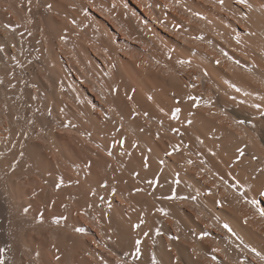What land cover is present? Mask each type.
<instances>
[{
  "label": "bare ground",
  "instance_id": "obj_1",
  "mask_svg": "<svg viewBox=\"0 0 264 264\" xmlns=\"http://www.w3.org/2000/svg\"><path fill=\"white\" fill-rule=\"evenodd\" d=\"M248 3L0 0V264H264Z\"/></svg>",
  "mask_w": 264,
  "mask_h": 264
},
{
  "label": "snow or ice",
  "instance_id": "obj_2",
  "mask_svg": "<svg viewBox=\"0 0 264 264\" xmlns=\"http://www.w3.org/2000/svg\"><path fill=\"white\" fill-rule=\"evenodd\" d=\"M30 2V0H29ZM218 2L223 5V0H218ZM238 3L240 4H244L246 5L249 9H251L252 5L250 3H248V0H237ZM51 7V6H49ZM198 15V14H197ZM203 18V17H202ZM73 23H75V21H73ZM202 38V37H201ZM236 42L237 44L240 43V38L239 36L236 37ZM226 54V53H225ZM246 54V53H245ZM169 58H171V52H169ZM178 64H181V65H184V64H190L191 62L188 61V60H178L177 61ZM217 63H219V60H217ZM236 63H239V61H236ZM199 79V77H193V80H197ZM189 87H192V88H195L196 85L193 83V84H190ZM239 91V90H238ZM129 99H131V97L129 96L128 97ZM187 99L189 101H192V107L194 108H199L200 107V103H201V100H200V97H196V96H192V95H188L187 96ZM179 103V101H178ZM203 103L206 105V106H211L212 104V101L209 99V100H204ZM256 107H260L259 105H256ZM181 112V109L179 107H177L173 113V117L175 118L177 116L178 113ZM145 116H147V113H144ZM189 123H191V121H189ZM235 123L237 124H243L245 123L244 120H237L235 121ZM175 131V130H174ZM135 146V145H134ZM173 150L174 151H179V146L177 145H173ZM236 152H237V155H236V160L239 161L243 156H244V149L242 148H237L236 149ZM110 154V153H109ZM168 155H171V153H168ZM187 163L189 164H192L193 161L191 160H188ZM201 163H204L203 161H201ZM145 167H147V164H145ZM201 171H203V169H201ZM64 183L63 179H61L59 181V183L56 184V187L59 188L62 184ZM77 183H79V181H77ZM232 187H235V185H232ZM137 191H140V189H137ZM189 197H183V199H188ZM192 200H195L196 199V196H192L190 197ZM248 203L252 204L254 207H256V211L259 213V215L261 217H264V208H260L257 206V202L255 200H252V201H247ZM160 211H164L163 209H160ZM166 214V213H165ZM245 222H247V220H245ZM141 223H143V221L141 220ZM139 224L135 225V227L139 228ZM223 228L227 230L228 233L231 234L232 237H235L237 240L240 239V237L237 235L236 232L233 231V229L228 225V224H224L223 225ZM82 230V229H81ZM146 235V234H145ZM202 235H207V233H203ZM137 243V247H136V253L139 254L140 252V248L138 247L139 245V241L136 242ZM242 243V241H241ZM239 247V245H237ZM245 247H247V245H245ZM2 251V250H0ZM216 251H220V249H216ZM254 251V249H253ZM215 259V258H214ZM241 264H243V261H241Z\"/></svg>",
  "mask_w": 264,
  "mask_h": 264
}]
</instances>
